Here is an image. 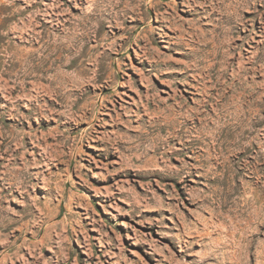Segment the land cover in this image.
<instances>
[{
  "label": "rangeland",
  "instance_id": "374dc122",
  "mask_svg": "<svg viewBox=\"0 0 264 264\" xmlns=\"http://www.w3.org/2000/svg\"><path fill=\"white\" fill-rule=\"evenodd\" d=\"M215 26H234L227 76L264 88V0H0V199L18 220L0 264H264V123L217 150L173 140L156 166L130 149L165 136L158 103H198L182 54Z\"/></svg>",
  "mask_w": 264,
  "mask_h": 264
},
{
  "label": "bare ground",
  "instance_id": "6f19581e",
  "mask_svg": "<svg viewBox=\"0 0 264 264\" xmlns=\"http://www.w3.org/2000/svg\"><path fill=\"white\" fill-rule=\"evenodd\" d=\"M234 26L228 29L223 28L222 30L215 26L210 32L196 34L193 38L194 41H191L192 45L188 43V45L191 46V49L184 52L182 56L184 59H188L190 58L191 53H195L198 58H196L195 62L192 64L191 62L190 64L185 63L183 69L199 72L198 75H194L193 77L195 78L194 82L196 83L194 87L198 86L197 88L202 92V95L195 107L192 106L185 108L178 101H175L174 105L170 106L161 103H158L155 106L153 117L150 119L149 124H164L162 125V128L166 131L165 136L154 135L151 137L148 133H140L130 138V149L134 153L141 151L144 155H150V157L144 161V165L156 166L159 164V159H163L169 149H171L167 144L173 140H181L183 137L189 139L188 142H193L196 145L203 144L208 149H210L211 146L214 150H217V146H228L229 144H232L229 140L230 138L235 144L240 135V138H242V136L247 133L249 130L248 124H251V121H254V125L257 127L251 133H253L255 139H258V136L260 135V127H263L264 123L263 85L259 82H255L253 78L249 79L248 77L247 79H244L242 75L248 73V69L246 68H241L239 71L237 70L239 73L237 78V74L234 75V73L233 75L230 74L229 77L227 76V72L229 68L233 66L235 60L233 53V50L235 49V40L233 37ZM235 29L238 30L237 26ZM182 33L184 32H181V34ZM208 36L209 38L205 39L203 42V38ZM185 45L188 46L187 44H184L182 40L177 43V46L180 48H184ZM33 69L38 72L39 64L25 66L22 75L27 77L36 73L33 72ZM48 70H50V67ZM186 72L184 74H186ZM34 75L37 76V73ZM223 77L226 81L223 80L224 82L221 81V83H219L220 79ZM215 84H219V88L216 87ZM234 84L236 85L237 90L233 88V86H235ZM214 91L219 93L222 92V104L215 100L211 95H206V93L212 94ZM212 100L216 101V104H213L215 107L214 110L203 111L202 108H205ZM253 107H255V109H253ZM20 134V132L10 129L6 131V138L9 140V143L14 142L17 144ZM222 137L224 138L223 140ZM209 139H213L215 144H210L208 141ZM208 155L211 156L208 158V161L210 162L213 159V155L210 153ZM200 156L201 154L198 153L197 158ZM195 162L198 164H194V171L198 172L200 170V161L195 160ZM163 171L172 172L173 170L163 169ZM28 178V183H31L32 179L30 177ZM26 187L28 188L27 183L24 182L20 184L19 189L23 190ZM12 189L13 183L9 184L6 191ZM4 197H7V195L3 196V198ZM28 215L32 220L36 218L35 211L31 208H29ZM17 223L18 220L9 216L8 212L5 211L3 200L1 198L0 229L7 230ZM20 232L22 233L23 230L21 229Z\"/></svg>",
  "mask_w": 264,
  "mask_h": 264
}]
</instances>
